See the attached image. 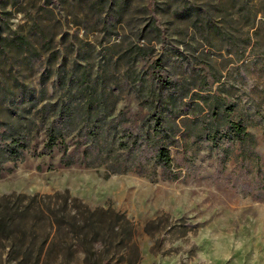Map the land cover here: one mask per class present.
I'll return each instance as SVG.
<instances>
[{
	"label": "rangeland",
	"instance_id": "rangeland-1",
	"mask_svg": "<svg viewBox=\"0 0 264 264\" xmlns=\"http://www.w3.org/2000/svg\"><path fill=\"white\" fill-rule=\"evenodd\" d=\"M0 15V121L26 126L15 159L0 168V197L67 190L90 210L122 214L130 234L120 243L100 225L111 239L94 245L93 263L264 264V0H0ZM129 42L149 49L135 62V88L116 60ZM91 47L95 72L106 58L118 64L114 115L122 114L105 127L114 164L84 157L90 146L76 133L45 151L37 108H23L40 90L38 107L59 98L57 73ZM142 83L163 103L138 95ZM185 83L196 95L180 102ZM201 96L244 124L245 141L203 126L211 114ZM155 114L174 129L157 132ZM158 144L170 151L169 169L155 161ZM44 227L34 225L36 246ZM58 238L52 264L65 250ZM6 251L0 242V264H12ZM82 257L76 251L71 264Z\"/></svg>",
	"mask_w": 264,
	"mask_h": 264
},
{
	"label": "trees",
	"instance_id": "trees-1",
	"mask_svg": "<svg viewBox=\"0 0 264 264\" xmlns=\"http://www.w3.org/2000/svg\"><path fill=\"white\" fill-rule=\"evenodd\" d=\"M240 8L242 9V7ZM0 20H3L1 15ZM156 26L161 30L158 25ZM141 37V35H137V39H141ZM17 38L22 39V37ZM225 38L227 41H234L233 38ZM2 41L3 39L0 38V43ZM122 48L118 52L116 60L123 59L125 61L127 66L123 70L124 78L130 88H135L133 87L136 86L137 77L136 71H134L135 62L138 58L148 55L149 49L146 45H137L133 42H129ZM92 50L91 47L84 62H75L70 72L57 73L62 90L59 98L55 101L46 100L38 107L39 102L45 97V91L40 90L37 95H32L33 97L27 100L23 108L28 112L37 108V118L45 133V151L50 152L58 140L63 143L65 137L76 133V135L83 137L82 139L87 146H90L89 152L84 153V157L90 160L91 158L108 156L109 162L114 164L111 160V149L107 148L108 145L105 140L108 136L105 127L113 124L119 114H122L118 112L117 115H114L119 95L114 92L115 85L112 81L118 77L116 73L118 64L110 62L106 58L104 59L106 65L102 71L95 72ZM156 80L157 84L161 86L167 87L170 84L169 79L157 78ZM143 86L142 83L136 87L138 88V90L135 89L138 95L146 101H149L151 96H157L158 104L163 103L160 96L155 95L152 85L148 87L147 92H144ZM191 86L190 83H185L182 88L178 89L180 102L187 96L196 95V93H191ZM202 99L208 106L206 112L211 114L208 123H204L203 126L210 129L209 132L213 136L217 133H221V135L223 133L226 136H236L241 141H245L249 133L240 120H229L221 104L212 106L207 102L206 97H202ZM195 106L199 112H203L198 104ZM163 108L166 107L163 106ZM155 115L157 132L161 129L164 130L165 126L169 130L174 129V126L168 124L166 119H160L157 114ZM4 125L6 127L1 129ZM25 127L18 119H11L8 122L0 121V168L8 160L15 159L14 156L23 146L22 140L25 139L26 135ZM127 137L129 138L131 135H127ZM212 139L217 142L215 137ZM154 150L155 161L164 169H169L171 156L167 145L158 144ZM113 159L115 160L116 157ZM80 203L81 201L70 196L67 190L45 195L39 193L2 195L0 197V242L3 247H7L6 259L3 261H12V264H52V252L55 251L59 236L65 250L53 263L71 264L72 255L81 249L83 252L82 264H98L93 263L90 257L91 254L92 258L96 256L93 250L94 245L108 246L111 239L109 233L116 234L119 242L124 243L122 238L125 233L130 234V229L127 228L126 223H123L124 216L114 212L111 208L90 210ZM110 214H114L113 219L103 218L104 215ZM42 223L45 226L43 228L44 233L36 246L34 242L38 233L34 230V225ZM100 225L106 226L109 233L101 234L98 231ZM145 230L150 233L147 227ZM50 235L52 236L50 237ZM96 259L102 261L103 264L105 263L99 257Z\"/></svg>",
	"mask_w": 264,
	"mask_h": 264
}]
</instances>
